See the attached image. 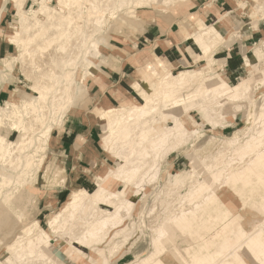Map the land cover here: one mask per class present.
Returning a JSON list of instances; mask_svg holds the SVG:
<instances>
[{
    "label": "rangeland",
    "instance_id": "374dc122",
    "mask_svg": "<svg viewBox=\"0 0 264 264\" xmlns=\"http://www.w3.org/2000/svg\"><path fill=\"white\" fill-rule=\"evenodd\" d=\"M3 1L5 2V0H0V6L4 3ZM34 1L27 0L25 7L29 8L32 5L37 7ZM252 1L237 0L238 4L247 2V6L235 10L233 14L235 21L231 24L233 28L230 29L232 36L230 40L220 32L224 40L221 46L227 45L232 39H240L243 36L242 33L247 29L248 23L253 20L250 16L254 12L255 3ZM13 2L14 0H6L0 19V104L11 98V90L15 88L28 98L38 95L25 76L21 74L17 61L13 62V69L9 70L1 60V58H11L19 53V48L9 41L16 31L11 28L14 14L17 11ZM196 2L200 1L180 0L168 6H164L162 0H151L139 5L131 2L118 10L115 16H101L99 20L96 16L93 20V28H90L87 22L85 23L83 32L88 35V43L92 44V52H96L93 57V73L89 74L84 81L85 92L61 117V124L54 125L48 146L42 152L43 160L37 173L35 169H32L26 179L20 178L19 184L8 183L9 189L14 186L12 190L18 193L17 197L22 192L24 195L6 203L0 201V264L7 262L23 264L17 259L20 252L24 249L35 251L44 243L50 244L49 247L54 252L52 264H181V260H185L186 264H264V82L256 87L255 91L252 90L251 93L248 91L243 95L244 99L236 96L234 104L230 105V113L227 112L228 115L226 113L223 119L217 115L222 113V109L214 106L213 114L217 118L214 124H208L203 112L201 113L199 109L193 110L190 103L181 107L182 112L178 117L175 115L165 117L163 114L169 112L168 108L171 104H162L155 126L159 133H167L176 123L181 122L183 125L186 123L182 120L184 117L192 120L198 128H201L199 133L194 135L186 130L167 139L164 147L156 153V161L152 162L148 169L145 167V161H141L143 155L147 154L146 147L139 148L137 159L141 163H138L134 171L128 170L127 173H129L128 181L138 179L139 189L142 190L134 197L133 193L136 188L132 186L127 188L128 197L121 201L119 205L121 207L106 234L94 237L83 246L79 243L81 237L83 238L88 226L91 228L97 222L86 223L88 226H82L79 234H77V226L73 224L64 227L67 220L77 217L75 214L77 209L65 206V202L74 190V185H71L70 179L63 171L61 156L56 148L55 139L60 129L59 126L62 127L67 117L76 112V109L87 107L88 104L92 105V101L88 99L87 81L99 71L102 72L105 67H114L117 61H123L121 60L124 58L122 56L123 44L135 41L139 27L144 24V21H148L147 16L151 15L152 8L158 9L160 15L171 11L175 19L186 13L185 18L187 19L185 20L190 19L194 22L197 16H191L187 11L189 12L190 7H193ZM56 3L57 0L50 1V4ZM213 20L207 19L208 23L204 22L211 24L215 22ZM178 23L183 30L181 19ZM193 28L191 26L188 30H193ZM254 41L255 43L247 49V54L250 56L253 55L254 48L264 44V39ZM252 59L256 58L252 56ZM242 62L243 67L236 78L228 79L224 75L221 62L215 61V69L223 80L237 84L247 76L249 71L244 59ZM149 64L160 73H163L162 66L166 65L158 57L156 62H148L146 66L139 69L132 83L133 101L116 104L110 108L139 104L144 101L141 95L142 88L139 89L136 84L146 80L148 84L155 86L159 80L151 74ZM206 64L207 61L201 60L174 70L167 68L177 74L181 70L195 72L197 69L204 68ZM261 74H264V60H261ZM81 75L79 71L78 77ZM261 77V75L258 76V79ZM207 81L209 84L213 83L212 79ZM188 86L189 92L197 93L194 102L199 104L205 101L206 86L199 85L195 88L194 83H188ZM102 110L106 109L99 108L97 113L100 115ZM109 118L104 117L102 145L103 136L109 130ZM127 124L122 125L125 127ZM136 125L134 121L126 131L116 136L117 139L122 140V144L128 146L127 151L133 146L136 147L134 142L138 140L128 135V131L135 130ZM3 129H5L4 132L9 131L8 120L5 121ZM148 133H154V131L149 130ZM16 134L12 132L9 138L14 139ZM103 148L105 149L104 146ZM106 153L109 160L103 170L104 175L96 179L95 185L87 187L89 192L94 191L97 188V181L107 175L108 178L103 183L105 188L118 191L125 187L124 181L111 174L119 166V159L108 151ZM194 165L199 166L195 171L198 173L194 172ZM203 166L205 168L207 166L208 169L206 170ZM193 172L194 175L190 176L185 184L178 183L183 174ZM239 175L245 179L257 181L261 183V186L259 185L258 189H242L250 191L240 192L239 189H234L229 185V182ZM201 184L202 187H200ZM102 196L103 194L84 197L81 203L85 206L94 204L101 209L112 210L113 207L107 201L108 199ZM130 198L136 200L134 205L130 203ZM10 207H17L16 212L10 211L6 214L5 212ZM216 213L219 216L225 214V220L207 222V219ZM58 216L60 220L55 222ZM177 220L193 222V226L183 234L178 232L172 236L167 229L171 224L177 225L179 222H176ZM219 221L222 222L219 223ZM256 234L259 235L254 240L253 237ZM246 243H248L247 249L237 253L241 245ZM19 244L22 245L21 248ZM60 250L62 253L59 255ZM12 251H16V254ZM28 258L26 257L25 261H28ZM200 258H205V260L200 263Z\"/></svg>",
    "mask_w": 264,
    "mask_h": 264
},
{
    "label": "bare ground",
    "instance_id": "6f19581e",
    "mask_svg": "<svg viewBox=\"0 0 264 264\" xmlns=\"http://www.w3.org/2000/svg\"><path fill=\"white\" fill-rule=\"evenodd\" d=\"M26 1L14 0L13 2L17 11L14 14L11 28L16 31L9 41L19 48V53L11 56V58H1V60L9 70L13 69V62L17 61L21 74L25 76L38 95L28 98L24 93L19 92V89L15 88L11 90V98L0 104V197H2L0 201L3 203L19 199L20 196L24 195V192H22L17 197L18 193L12 190L14 186L9 189L8 183L12 182V185L19 184L20 178L26 179L32 169H35L37 173L43 160L42 152L48 146L54 125L56 123L61 124V117L67 113L71 105L75 104V100L85 92L84 81L89 74L93 73V57L96 54V52L91 50L92 44L88 43V35L83 32L85 23L87 22L88 26L93 28V20L96 16L98 20L101 16H115L116 12L126 4L134 2L135 5H139L142 2L147 3L151 0H57L56 4H50L51 0H35L34 3L37 7L32 5L29 8L25 7ZM179 1L162 0L164 6H168L170 3L175 4ZM253 1L255 3L253 6L254 12L252 11L253 13L250 16L253 20L248 23L247 29L244 30L246 32L260 30L262 23H264V0ZM5 2L0 6V19ZM237 6L246 7L247 2H239ZM217 22L206 24L201 18H197L194 22L189 20L182 23V31L185 33V38L194 41L203 53L204 60L207 61L204 68L197 69L195 72L181 70L174 74L167 68V65H163V73H160L153 65L149 64L151 74L159 80L155 86H151L146 80L136 84V87L142 88L143 102L113 107L100 112V116L103 119L105 116L110 117L109 130L103 136V146L106 151L113 154L120 161L117 169H112L111 174L124 181L125 187L118 191L105 188L103 183L108 178V175L97 181V188L92 192L82 187H74L65 202V206L66 208L75 207L77 209L75 212L77 217L67 220L64 227H69L73 224L77 226L76 230L77 234H79L80 228L87 225L86 223L97 222L91 228L87 225L88 229L83 234L84 236L82 235L83 238H79V243L83 246L94 237L106 234L121 207L119 206L121 201L126 200L128 197L127 188L129 186L136 188L133 193L134 197L141 192L142 189H139L138 179L128 181V170L134 171L141 161H145V167L148 169L152 162L156 161V153L164 147L167 139H170L173 135L181 134L186 130L194 135L199 133L201 128H198L192 120L190 121L186 117L182 118L186 122L184 123L185 125L183 122V125L179 122L180 124H174L167 133H159L155 126L162 104H171V107L168 108L169 112L167 111L163 114L165 117L172 115L178 117L181 114L180 112H182L181 107L190 103L193 110L199 109L201 113L203 112L208 124H214L217 121L213 114L214 106L222 109V113L217 115L223 119L225 114L231 109L230 105L234 104L236 96L243 97L248 91H255L254 89L264 82V74H261V60H264V44L254 48L252 56L256 58L255 60L244 52L245 66L249 71L240 83L231 84L223 80L221 75L217 73L214 54L221 47L223 40ZM191 26L194 28L189 31L188 29ZM79 71L82 74L81 77H78ZM260 75L262 77L258 79ZM212 76L215 78L213 79ZM210 79L213 80L211 84L207 81ZM188 83H194L195 88L199 85L206 86L204 102L199 104L194 102L197 93L188 91ZM182 90L187 92V94ZM48 97H50L49 100ZM7 120L9 121V131L6 129L7 131L4 132L3 126ZM134 121L137 127H135V130L130 129L128 135L134 136L138 141L134 142L136 147L133 146L127 151L128 146L122 144V140L117 139L116 136L126 131ZM124 123L128 124L123 127L124 125L122 124ZM59 127L61 128V126ZM149 130L154 131V133H148ZM12 132L17 133L14 139L9 138ZM139 140L141 141L140 145ZM140 147H146L147 150V154L143 155L141 161L137 159ZM195 159L197 160V158ZM203 167L205 168V166ZM208 167L206 166L207 169ZM197 168L199 166L194 165V172ZM194 172L183 174L178 183L185 184L190 176L194 175ZM232 180L229 185L243 193L250 190L243 191L242 189H258L261 186V183L249 178L245 179L240 175ZM200 187H202V184ZM99 194H103L102 197L108 199L107 201L113 207L112 210L101 209L94 204L85 206L84 203H81L84 197L87 198L91 195L97 196ZM135 201L130 198V203H133V205ZM16 208L10 207L5 213L16 212ZM225 218V214L219 216L216 213L214 216H210L207 222L210 220L224 221ZM59 220L60 217L58 216L55 222ZM222 221H219V223ZM192 226L193 222L181 220L177 225L171 224L167 230L173 236L178 232L183 234L189 231ZM258 235L256 234L253 239ZM18 246L19 248L22 247L20 244ZM49 246L50 244L44 243L35 251L24 249L20 252L17 259L23 264H52L54 252ZM247 246L248 243L241 245L237 253L246 250ZM12 253L16 254V251H12ZM61 253L62 251L60 250L58 254L60 255ZM26 257H29L28 261H25ZM199 260L202 263L205 258H200ZM181 264H186V261L181 260Z\"/></svg>",
    "mask_w": 264,
    "mask_h": 264
},
{
    "label": "crops",
    "instance_id": "0c3cea01",
    "mask_svg": "<svg viewBox=\"0 0 264 264\" xmlns=\"http://www.w3.org/2000/svg\"><path fill=\"white\" fill-rule=\"evenodd\" d=\"M198 1L187 13L205 22L207 19L218 20L219 31L230 40L231 24L235 21L233 14L239 8L237 0ZM158 11L152 8L151 15L147 16L148 21L139 27L135 41L123 44L122 62L117 61L114 67H105L87 81L88 99L92 105L76 109L57 131L56 148L61 156L63 171L74 187L87 189L95 185L96 179L104 175L103 170L109 160L102 145L105 120L97 113L99 108L131 103L134 98L132 83L139 69L148 62H156L157 57L171 70L204 60L200 48L193 40L185 38L178 23L180 19L187 21L186 13L175 19L171 11L161 15ZM242 34L240 39H232L214 54L215 61L223 64L224 75L228 79L239 76L244 64V52L247 53L254 40L264 39V23L260 30L244 31Z\"/></svg>",
    "mask_w": 264,
    "mask_h": 264
}]
</instances>
